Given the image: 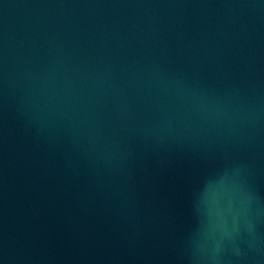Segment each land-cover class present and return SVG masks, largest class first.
<instances>
[{"label":"water","instance_id":"obj_1","mask_svg":"<svg viewBox=\"0 0 264 264\" xmlns=\"http://www.w3.org/2000/svg\"><path fill=\"white\" fill-rule=\"evenodd\" d=\"M0 264H264V0H0Z\"/></svg>","mask_w":264,"mask_h":264}]
</instances>
